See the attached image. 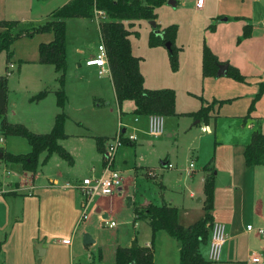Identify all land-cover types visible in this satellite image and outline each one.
<instances>
[{"label": "crops", "instance_id": "crops-1", "mask_svg": "<svg viewBox=\"0 0 264 264\" xmlns=\"http://www.w3.org/2000/svg\"><path fill=\"white\" fill-rule=\"evenodd\" d=\"M67 1L68 0H58V7H61ZM179 2L182 3V5L188 4L192 6L193 11L201 13L199 17H193V21L192 16L189 17V23H195V26L202 25L203 28L205 27L208 29V26L214 25L213 30L217 31L218 28L227 24L229 19L240 17L245 20L242 16H235V14L230 15L227 12L231 11L230 7L227 6V4L226 6H221L218 0H204V6L200 10L195 9L192 0H179L178 2L172 1L170 5L175 8ZM53 7L54 6H51V0H0V21L15 20L19 22L40 23L46 19L51 11L56 9ZM103 19V14L101 12L98 13L97 11L93 13L91 18L79 19L87 22L88 26L93 22L96 26L98 42L96 43L95 48L90 52H83V50L79 49L80 47L77 46L78 44H76L73 46V50L69 53V61L70 57H72L74 66V77L72 78L74 83L73 88L71 89L74 93L75 100L73 99V104L69 102L68 96L65 92L66 102L63 108V113L66 115L64 121V134L66 135V138L60 140L58 144L65 151L67 150L70 153L66 147V142L69 138H74L79 146L77 149L79 156L82 151L89 157L90 161L92 160V163L89 166L90 176H98L101 173L102 158L101 153L96 149L95 138L99 137L104 139L102 144V148L104 149L116 133L112 138L105 137L102 132H99L98 129L88 124V121L89 119L91 120L96 117V114L90 113V108L93 106L99 107L103 102L102 97L104 91L110 90L112 92L113 101L118 110L117 118H119V121L117 122V127L118 124H121L125 134H133L136 138L131 144H124L117 149L112 163L113 168L118 167L120 162H123V165L125 166L128 163L125 169L134 172L133 176L135 179L139 174L145 177V171L147 170L155 171L158 169L160 173L168 170H175L177 171L176 178L178 180L184 179L187 183V197H183L182 203L184 204L185 200L188 198L189 200H192L197 197L196 202L201 204L203 200V173L200 169L209 159L213 158H209V151L203 156L199 153L197 155H195L196 153L192 154L195 155L193 157L195 159V164L191 161L185 168H180L178 166L176 161L177 156L174 163L171 164L169 158H167V151H164L166 153L164 158H160L163 154L157 155L156 159L161 160L152 166H137L134 164V155L131 162V150L134 152L136 148L145 144L144 136H148L146 134L147 116L133 115L134 118L131 125L122 124L121 119H124L122 115L131 113L134 108L132 102L123 101L118 105L115 100V94L109 74H106V77L104 75L99 78L95 67L84 65L85 60L91 59L96 55V47L100 41L99 22ZM153 23L154 25H158L156 20H154ZM246 25L250 26V33L247 38L241 41L240 45L249 44L248 42L250 40L255 39L256 42H254L253 45L255 50L257 49L256 52L258 57L256 59L250 56L244 57L243 55H236L230 60L227 58L226 53L220 54L213 51L209 45L210 49L206 46L216 56L219 62L235 67L244 77L243 83L234 82L226 77L203 78L201 76V48L202 44H204L203 41L201 47L195 46V49H193L191 53L189 46H186L184 52L182 51V46L180 47L181 49L178 48L180 49L178 68L175 72H172L168 63L167 47L158 46L149 48L147 44L146 47L138 45L133 46L131 37H128L131 53L134 57L139 59L138 66L139 72L143 78L144 89H171L174 91V111L176 116L163 117V122L164 119L165 122L162 136L165 134L166 138H173L174 135H178L179 131H182V133H189L196 130V127H199V130L205 134H210L211 131L216 133L217 124L220 122V119L236 120L239 124L243 126L245 125L244 134H241L238 140L230 142L237 151V153H235L236 159L239 158L236 167L237 165L239 167V161H243L242 149L243 146L249 142L251 133L254 130H258L264 134V93L260 100L255 104L254 110L246 119H244L249 102L257 90V84L264 82V20L261 22V34L256 36H254V31L257 27L248 23ZM132 26L133 23L131 22L130 26L127 27V30L130 33H133L130 30V27ZM159 29L162 28L159 27ZM51 39V34H38L34 35L32 38H21L14 41L10 48L11 58L8 62L5 61L4 53L0 54V76H5L7 79L6 120L11 124H21L35 134L48 133L52 127L54 117L60 112V109H58L55 104V95L53 93L57 88V84L55 83L56 74L52 66L39 64L37 55L38 45L40 43H48ZM9 65H12V67L10 68ZM65 76L64 81L66 80ZM104 78H107L108 82L101 83ZM93 84H95V87H93ZM45 90L47 91V94L41 100L29 102L30 97ZM23 98L27 99V106L23 105ZM199 98L203 100V106L209 104L212 100H228L230 104H226L227 106L231 107L234 104H239L241 111L233 112L228 115L222 113V115H220V110H215L216 106H214L208 114L209 118L207 122H199L188 116V114L196 112L200 106H202L201 102L198 100ZM179 99L181 100V105L178 103ZM185 100H187L188 103H186ZM93 101L95 102L92 103ZM195 102H197L196 105ZM84 114H88V116L85 118L83 116ZM140 118H143V121H141ZM211 119H213L212 128L209 125ZM238 123L234 124L236 128ZM202 124L203 126H201ZM73 125H76L77 127V131L75 132H71ZM160 137H155L154 139ZM22 140L24 139L20 137L6 136L3 137V143L0 146V160L5 164V172L8 173V171H13V173H15L13 174L15 175V178L2 180L0 182V264H35L36 259L38 258L36 251L33 248L35 243H40L39 247L45 256L47 254L50 256L52 253V251L49 253V250L52 248L51 246H62L64 248L63 264H73V236H75L76 231L79 229L78 226L80 223H78V214L80 211L82 212L84 204L77 189L78 183L71 185L65 181L62 174L64 173V163L57 162L56 164V166L61 169V172H52L49 169H46L47 163L55 154H51L49 157L50 159L48 158L47 161L42 163V169H38V171L36 169L34 173L23 171L18 164L5 163L2 160V153L26 154L30 151L26 141ZM190 142H194V136ZM204 143L207 144V137H205ZM190 146L191 143L184 145V154L187 153ZM196 147L195 144L194 148ZM177 150L175 152H178ZM193 150L196 152L195 149ZM127 153L128 156H126ZM238 154H241V160ZM44 157L45 153L43 152L38 156V161L41 159L43 160ZM161 161H163V164L165 163V165L169 164L170 168H166L163 164L161 165ZM190 164H192L191 168H189ZM262 165L263 163L251 168L255 169ZM228 168L225 169V171L229 173L231 168L229 166ZM254 169L252 172H254ZM182 175H184V178ZM155 176H157L156 173ZM217 176L218 169L214 176V192ZM129 184L130 179H125L123 181L125 187L122 185V187L118 189V193L125 190ZM229 188H231V186ZM225 189H227V186ZM21 197L23 198L20 203V199L18 198ZM232 197L233 195L231 194L230 199ZM119 200L120 197L118 194L117 196L94 197L86 208L88 213L90 212L88 216L95 215L96 220L101 224V220L105 218L111 220ZM132 203L133 201L130 199L127 206H130ZM147 204L149 203H144L132 209V224L143 222L149 229L145 219L135 218V210H139L141 211L140 213L143 214L142 208ZM195 210L196 209H191V211ZM33 212L34 215L36 213L37 221H39V224L41 223L42 227L34 229L33 233L27 236V227L33 221V217L31 218ZM248 214L250 215V219L245 225L239 224L241 227L239 228L233 220L225 221L222 220L219 214H216L213 211L211 213L213 222L221 223L223 224L224 229L227 228L225 242H229L230 245L222 253V256L226 259H224V261L228 264H252L248 258L251 253H258L261 256V260L258 264H264V236L258 235L257 230L260 228H254L251 224L253 218L254 220L255 218L258 219L260 222L264 221L260 206L255 202L252 203L248 208ZM186 215L187 213L183 209L178 220L179 218L185 219ZM201 216L202 214H199L197 216L198 219ZM24 221L28 222L22 225ZM134 226L136 227V224ZM8 227H10V234L8 235V239L5 238V240H3L2 235L6 236ZM19 227H22V230L18 232L20 235V252L17 250L14 251L10 247L15 230ZM115 227L116 224L112 228ZM261 227H264V225ZM106 228L108 227L106 226ZM80 233L83 235L82 241L84 246L93 244L86 228H81ZM164 234H166L164 231H157L155 233L156 238L161 239L165 244L167 243L169 247L167 249V252H169V261L167 260L162 264H177L176 245L174 241H169L168 243L166 239L167 234ZM132 243L133 241L130 242L129 246H131ZM254 243H257L259 248L254 249L252 247ZM138 245L148 246L149 241L147 240L144 244ZM199 252L200 255L206 259L207 244L201 246ZM98 257H100V254H98ZM43 264H50L49 259H45ZM153 264H158L156 262V250L153 252Z\"/></svg>", "mask_w": 264, "mask_h": 264}, {"label": "rangeland", "instance_id": "rangeland-1", "mask_svg": "<svg viewBox=\"0 0 264 264\" xmlns=\"http://www.w3.org/2000/svg\"><path fill=\"white\" fill-rule=\"evenodd\" d=\"M172 1L178 2L179 0ZM218 1L220 2L221 6H226L227 4V6L230 7L231 11H227L230 15L235 14V16H242L245 18V20L240 17L229 19V22L227 24H224V26L218 28L217 31H210L205 27L203 28L202 25L195 26V23H189L188 20L190 16H192L193 21V17H199L201 13L193 11L192 6L188 4L182 5V3L180 2L177 3L175 8L171 7V5L168 3L162 4L161 6L156 8L155 13L157 16L155 20L159 25L158 27L161 28H165L171 24L176 26L177 37L175 36L174 46L176 48H180L182 46L183 52L185 51L186 46H189L191 53L193 49H195V46L201 47V43L203 41L204 45L208 48L210 46L213 51L220 54L226 53L227 58H229L230 60H232L236 55H243L244 57L250 56L256 59L258 57L256 52L257 49L255 50V47L253 45L256 40L253 39L248 42L249 44L240 45L241 41L244 40L241 38V32L243 26L248 23L257 27L254 31V36L261 34V22L264 20V0ZM51 6H54L53 8H57L58 0H51ZM132 23L133 26L130 27V30L133 33H131L129 36L131 37L133 46L138 45L146 47L148 34L153 31V28L151 27V25H149V22L145 20L133 21ZM65 29L67 71L65 70L66 76L64 74L66 82L64 81L63 83V90L65 89L64 93L66 92L68 101L73 104V99L75 100V97L71 88H73L74 83L72 80V78L74 77V66L72 57H70L69 61V53L71 52V50H73V46L76 44H78L77 46L80 47L79 49H82L83 52H90L95 48L96 43L98 42V37L96 26L93 24V22H91L88 26L87 22L83 20L69 19L65 21ZM135 33L138 35L135 36ZM179 54L180 51L177 54V63L179 61ZM105 82H108L107 78H104L101 83ZM93 87H95V84H93ZM102 100L104 103L102 102L99 107L93 106L90 108V113L96 114V117L91 120L89 119L88 124L98 129L99 132H102V134H104L103 136L112 138L117 131V122L119 121V118H117L118 110L115 102L113 101L112 92L110 90L104 91ZM94 102L95 101H93L92 103ZM185 102L188 103L187 100H185ZM178 103L181 105L180 99ZM196 104L197 102H195V105ZM226 104H230V102H224L220 106H216L215 110H220V115H222V113L228 115L232 114L233 112L241 111L239 104H234L231 107L227 106ZM23 105H28L27 99L23 98ZM83 116L86 118L88 114H84ZM122 117L124 118L121 119L122 124H132V120L134 118L133 114H124L122 115ZM142 119L143 118H140L141 121H143ZM219 121L220 122L217 124L216 133H213V131H211L210 134H205L199 130V127H196V130H193L189 133H182V131H179L178 135H174L173 138H166L165 134L162 137L156 139L144 136L145 144L136 148L134 152L133 150H131L130 158L132 162L134 155V164H136L137 166H152L153 164L161 160L156 159L157 155L163 154L160 158H164L166 155L164 151H167V158H169L171 164L174 163L177 156L176 161L178 166L180 168H185L191 161L193 162V164H195V159L193 158L195 155L199 153L201 156H203L204 154H206V152L209 151V158L213 157V169L215 170V172L218 169V176L216 177V188L214 192L215 200L213 201L214 204L212 211L216 214H219L222 220H233L236 225L241 228L240 225H245L250 219L248 208L254 202L260 206L262 216L264 218V160L262 162L263 165L255 169L245 168L243 165V161H239V167L238 165L236 167L239 158L236 159L235 153H237V151L235 150L234 146L230 144V142L233 140H238L241 134H244L245 125L243 126L239 124L236 120L220 119ZM235 123H238L237 128L234 125ZM209 125L212 128L213 119L209 121ZM201 126H203V124ZM71 129V132L77 131L76 125H73ZM193 136L194 142H190ZM205 137H207V144L204 143ZM187 143H191V146L187 153L184 154V145H186ZM195 144L197 146L196 148H194ZM66 147L70 151L69 153L66 150L68 155L70 156L71 162L68 163L56 154L53 155L50 159V155L48 157L50 160L47 163L46 169H49L52 172H61V169L58 168L56 164L57 162L62 164L64 163V173L62 174L63 178H65V181H67L68 184L71 185H74L75 183L79 184L83 178L90 176L89 166L92 163V160L90 161L89 157L82 151L79 156V153L77 151L79 146L77 142H75L74 138L68 139V141L66 142ZM193 149H195L196 152ZM176 150L178 152H175ZM126 156H128V153ZM238 156L241 160V154H238ZM42 161V159L38 161V164L36 166L37 171L38 169H42ZM123 164V162H120V165L114 169L120 172L123 181L125 179H130V184L126 187L125 190L117 193L120 197V200L115 209V213L111 217V220L115 222L116 227L112 229L106 228V226L96 220L95 215H92L90 217L88 216V218L83 221L85 223L81 222L78 226L79 229L76 231L75 236H73V264H113V252L116 247L129 246L131 241H136L138 244H144V242H146L147 240L150 242L151 238L147 226H145L143 222H136V227L134 226L135 224H132V209L144 203H150L155 206L168 204L172 207L177 208L178 215H181L182 210L184 209L187 213L185 219L179 218L178 220L179 224L182 226H188L192 224L193 222L198 220L197 216L199 214H202L201 204L196 202L197 197L192 200H189L188 198L185 200L184 204L182 203L183 197H187V183L184 179L178 180L176 178L177 171L168 170L160 173V171L156 169L155 171L151 170L154 175L155 173L157 175L154 179L149 178L146 175L145 177L147 178H145L140 174L137 175V178L135 179V177L133 176L134 172L125 169L128 163L126 166ZM160 164L162 165L163 161H161ZM228 166L231 168L229 173L225 171ZM253 169L254 172H252ZM13 174H15L13 173V171H8V173L5 172V164H3L0 160V182L2 180L15 178V175ZM182 176L184 178V175ZM159 183L164 186L162 190H159ZM226 186L227 189H225ZM230 186L231 188H229ZM123 187H125V185H123ZM231 194L233 195V197L230 199ZM22 198L23 197L18 198L20 199V203L22 201ZM130 199L133 201V203L130 206H127V203ZM240 203L242 206L240 205ZM191 209L196 210L191 211ZM32 217L33 221L27 227V236L31 235L34 229H39L42 227L41 223L39 224V221H37L36 213L34 215L33 212L31 218ZM27 222L28 221H24L22 225ZM251 224L254 228H264L261 227L264 225V221L260 222L256 218L255 220L253 218ZM81 228H86V230L88 231V234L93 241L92 245H83V235L82 233H80ZM21 230L22 227L17 228L13 235L10 247L14 251H21V248L19 247L20 235L18 233ZM224 230L226 234L227 228H225ZM9 231L10 227H8L6 231V236L2 235L3 240H5V238L8 239V235L10 234ZM166 237L168 243L169 241H174L169 238L168 235ZM39 244L40 243H35L33 245V248L35 249L36 255L38 257L35 264H43V261L47 258L49 259L50 264L64 263V248L62 246L53 245L51 246L52 250H49V253L52 251L50 256L49 254L45 256L43 255V253L39 256L38 253L39 251H41V249L38 248ZM152 245L153 252L156 250V262L158 264L165 263L167 260L169 261V252H167V249L169 247L167 243L165 244V242L161 239H157L154 234ZM229 245V242H225L224 246L221 248L219 262L210 264H228L226 263V261H224L225 258L222 256V253L227 249V247H229ZM252 247L254 249H257L259 248V245L257 243H254ZM98 254H100V257H98Z\"/></svg>", "mask_w": 264, "mask_h": 264}, {"label": "trees", "instance_id": "trees-1", "mask_svg": "<svg viewBox=\"0 0 264 264\" xmlns=\"http://www.w3.org/2000/svg\"><path fill=\"white\" fill-rule=\"evenodd\" d=\"M169 0H68L61 7L51 11L46 19L40 23L19 22L15 20L0 21V54L4 53L5 61L11 58V45L21 38H32L38 34H51L52 39L48 43H40L37 47L38 63L52 66L57 84L55 104L60 112L54 117L52 127L48 133L35 134L21 124H11L6 120L7 106V79L0 76V128L3 137L16 136L24 139L30 148L26 154L2 153V160L8 164H18L25 172L34 173L38 164V156L45 153L42 161H47L51 154H56L68 163L71 162L68 153L58 144L66 138L64 134V121L66 115L63 108L66 96L63 90L64 74L66 70L65 55V21L69 19H88L95 11L101 12L104 19L99 22L100 40L103 43L106 54L107 67L112 82L115 100L118 105L123 101H131L132 114L135 116L159 115L162 117L176 116L174 111L175 94L171 89L147 90L143 87V78L139 72V59L131 53L128 40L131 34L127 27L131 22L145 20L154 21L155 9ZM126 23V24H124ZM214 25L208 26L213 30ZM154 31H157L156 34ZM250 26L242 28L241 38L249 36ZM135 36L137 34L135 33ZM176 26L168 25L159 29L155 25L148 34L147 46L167 47V57L170 70H177V54L180 49L174 46ZM222 64L216 56L204 45L201 48V76L203 78H216L218 66ZM224 77L237 83H243L244 77L239 71L228 64ZM264 93V82L257 84V90L253 94L247 109L246 119L254 110L255 103ZM47 91L38 92L29 98L30 102L41 100ZM203 104L201 98L198 99ZM225 101L212 100L205 106L188 116L206 123L208 114L214 106H220ZM102 138H95V146L99 153L103 151ZM242 159L245 168H251L262 164L264 159V134L254 130L249 142L243 146ZM212 159H209L201 168L203 173L201 203L202 216L188 226H182L178 222V210L168 204L155 206L147 204L141 211L135 210V218L147 221L150 229V242L148 246H140L133 241L129 247H117L114 251V264H153V236L157 231H164L174 240L177 249V264H210L199 252V248L207 244L208 227L213 222L211 211L214 201V176ZM163 186L159 183V190Z\"/></svg>", "mask_w": 264, "mask_h": 264}, {"label": "built area", "instance_id": "built-area-1", "mask_svg": "<svg viewBox=\"0 0 264 264\" xmlns=\"http://www.w3.org/2000/svg\"><path fill=\"white\" fill-rule=\"evenodd\" d=\"M194 7L200 10L204 6V0H192ZM98 12V11H97ZM99 13V12H98ZM85 66H93L97 69V75L99 77L109 74L107 67L105 48L101 40L96 47V55L88 60L84 61ZM11 68L12 65H9ZM163 117L159 115H148L146 118V134L149 137H160L163 134ZM133 134H125L121 124H118L117 132L113 139L101 152L102 158V170L98 176H89L83 178L77 185V189L83 198V210L79 214L78 223L83 222L88 218L89 213L86 211L87 205L96 196H112L118 193L123 185V179L120 172L113 168L112 163L114 155L117 149L124 144H131L135 141ZM3 143V135L0 128V146ZM166 168H170L169 164H163ZM192 164L189 165V168ZM145 175L154 179L155 175L151 170H147ZM104 226L112 228L115 223L110 219L101 220ZM258 235L264 236V228L257 230ZM225 243V230L224 226L218 222H212L208 227V240H207V252L206 261L210 263H216L219 261L221 248ZM249 261L252 264H258L261 260V256L258 253H251L249 255Z\"/></svg>", "mask_w": 264, "mask_h": 264}, {"label": "water", "instance_id": "water-1", "mask_svg": "<svg viewBox=\"0 0 264 264\" xmlns=\"http://www.w3.org/2000/svg\"><path fill=\"white\" fill-rule=\"evenodd\" d=\"M168 4H171L172 1L169 0L167 2ZM149 25H151L152 28L155 27L153 21H149ZM156 34H158L157 31H154ZM226 69H227V65L226 64H220L217 68V71H216V77H224L226 75ZM38 248L40 249L39 245H38ZM42 254V251H39L38 255L40 256Z\"/></svg>", "mask_w": 264, "mask_h": 264}]
</instances>
